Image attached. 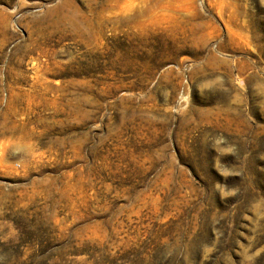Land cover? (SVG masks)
<instances>
[{
    "label": "rangeland",
    "instance_id": "1",
    "mask_svg": "<svg viewBox=\"0 0 264 264\" xmlns=\"http://www.w3.org/2000/svg\"><path fill=\"white\" fill-rule=\"evenodd\" d=\"M0 264H264V0H0Z\"/></svg>",
    "mask_w": 264,
    "mask_h": 264
}]
</instances>
